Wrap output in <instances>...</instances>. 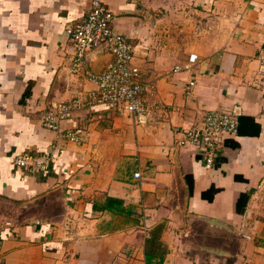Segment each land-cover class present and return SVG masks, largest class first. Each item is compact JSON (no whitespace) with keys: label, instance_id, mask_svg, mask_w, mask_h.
Instances as JSON below:
<instances>
[{"label":"crops","instance_id":"crops-1","mask_svg":"<svg viewBox=\"0 0 264 264\" xmlns=\"http://www.w3.org/2000/svg\"><path fill=\"white\" fill-rule=\"evenodd\" d=\"M103 1L161 109L144 122L90 106L58 132L48 104L98 89L68 60L91 0H0V264H264V0ZM112 61L90 54L95 73ZM215 110L239 129L208 169L180 142ZM78 128L79 143L61 133ZM28 153L48 169L17 167Z\"/></svg>","mask_w":264,"mask_h":264},{"label":"built area","instance_id":"built-area-1","mask_svg":"<svg viewBox=\"0 0 264 264\" xmlns=\"http://www.w3.org/2000/svg\"><path fill=\"white\" fill-rule=\"evenodd\" d=\"M117 16L103 0H91V8L86 18L67 30L70 40L68 60L74 75H83L97 84L98 89L81 98L66 102H51L41 115V120L49 130L60 132L62 123L69 121L74 114L86 107L105 106L118 114L129 113L142 121L152 117L161 107L152 105L145 95L149 88L142 80V71L136 62L135 45L125 34L115 29ZM105 53L113 57V61L102 73H95L90 67L91 53ZM264 73V48L257 54ZM176 67L174 72H180ZM195 81L191 86H195ZM236 115L223 111H209L203 122L194 128L184 131L181 145L191 143L198 148L204 158L206 167L212 168L219 155V142L226 136L238 133ZM73 142L84 140V131L61 132ZM52 161L51 155L36 156L24 154L15 159V165L30 171H46ZM136 178L140 173L135 174Z\"/></svg>","mask_w":264,"mask_h":264},{"label":"trees","instance_id":"trees-1","mask_svg":"<svg viewBox=\"0 0 264 264\" xmlns=\"http://www.w3.org/2000/svg\"><path fill=\"white\" fill-rule=\"evenodd\" d=\"M217 192H218V189L211 188L209 191H207V192H205V193L203 194V197H204V198H207V199H209V200H211V199L214 198V196H215V194H216ZM245 197H246V196H244V198H245ZM121 203H122V202L119 201V200L109 199L108 202H107V204H106V207H108V208H112L113 205L115 206V205H119V204H121ZM240 212H242V211H240Z\"/></svg>","mask_w":264,"mask_h":264},{"label":"rangeland","instance_id":"rangeland-1","mask_svg":"<svg viewBox=\"0 0 264 264\" xmlns=\"http://www.w3.org/2000/svg\"><path fill=\"white\" fill-rule=\"evenodd\" d=\"M117 16V15H116ZM119 32V31H118Z\"/></svg>","mask_w":264,"mask_h":264}]
</instances>
